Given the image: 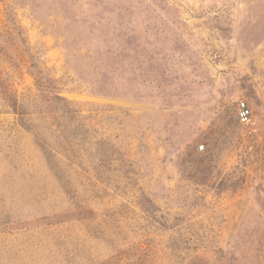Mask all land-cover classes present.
<instances>
[{
  "label": "rangeland",
  "instance_id": "rangeland-1",
  "mask_svg": "<svg viewBox=\"0 0 264 264\" xmlns=\"http://www.w3.org/2000/svg\"><path fill=\"white\" fill-rule=\"evenodd\" d=\"M0 264H264V0H0Z\"/></svg>",
  "mask_w": 264,
  "mask_h": 264
},
{
  "label": "built area",
  "instance_id": "built-area-1",
  "mask_svg": "<svg viewBox=\"0 0 264 264\" xmlns=\"http://www.w3.org/2000/svg\"><path fill=\"white\" fill-rule=\"evenodd\" d=\"M237 117L243 126H251L254 124V116L249 104L244 100H239L237 105ZM201 151L205 149L204 145L199 148Z\"/></svg>",
  "mask_w": 264,
  "mask_h": 264
},
{
  "label": "trees",
  "instance_id": "trees-1",
  "mask_svg": "<svg viewBox=\"0 0 264 264\" xmlns=\"http://www.w3.org/2000/svg\"><path fill=\"white\" fill-rule=\"evenodd\" d=\"M56 100H63L62 98L60 97H55Z\"/></svg>",
  "mask_w": 264,
  "mask_h": 264
}]
</instances>
